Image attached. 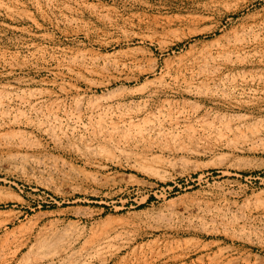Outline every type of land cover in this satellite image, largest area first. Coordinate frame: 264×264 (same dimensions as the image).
Listing matches in <instances>:
<instances>
[{"label": "rangeland", "instance_id": "rangeland-1", "mask_svg": "<svg viewBox=\"0 0 264 264\" xmlns=\"http://www.w3.org/2000/svg\"><path fill=\"white\" fill-rule=\"evenodd\" d=\"M0 264H264V0H0Z\"/></svg>", "mask_w": 264, "mask_h": 264}]
</instances>
